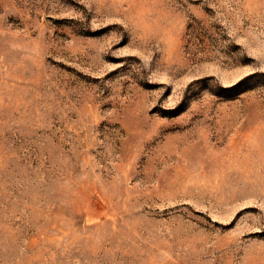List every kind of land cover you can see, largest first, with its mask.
<instances>
[{"label":"rangeland","instance_id":"obj_1","mask_svg":"<svg viewBox=\"0 0 264 264\" xmlns=\"http://www.w3.org/2000/svg\"><path fill=\"white\" fill-rule=\"evenodd\" d=\"M0 264H264V0H0Z\"/></svg>","mask_w":264,"mask_h":264}]
</instances>
